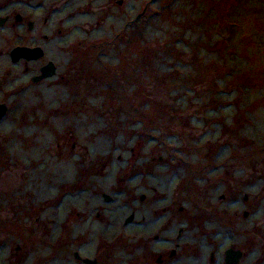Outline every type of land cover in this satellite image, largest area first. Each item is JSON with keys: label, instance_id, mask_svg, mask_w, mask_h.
<instances>
[{"label": "rangeland", "instance_id": "1", "mask_svg": "<svg viewBox=\"0 0 264 264\" xmlns=\"http://www.w3.org/2000/svg\"><path fill=\"white\" fill-rule=\"evenodd\" d=\"M0 8L48 35L39 43L56 72L20 86L0 122V260L157 264L182 230L173 264H213L214 252L223 264L233 229L242 250L258 243L243 264L264 263V0ZM3 36L5 52L23 43ZM140 238L150 248L132 250Z\"/></svg>", "mask_w": 264, "mask_h": 264}, {"label": "flooded vegetation", "instance_id": "2", "mask_svg": "<svg viewBox=\"0 0 264 264\" xmlns=\"http://www.w3.org/2000/svg\"><path fill=\"white\" fill-rule=\"evenodd\" d=\"M46 23V20H45ZM5 29H10L14 32L15 37L21 38L23 43H16L13 45L8 52H5V49L0 50V105H5L7 109L9 107L7 104L12 101L16 102V97L21 94L20 86H22L25 89H29L31 87H35L37 85L44 84L48 79H43L42 76L46 72V69H50L52 67V61L51 60H45L47 57V50L45 47L43 48V44L46 40L49 39L48 35L40 32H36L35 23L30 20V18L26 17L24 14H21L17 11H11L10 8H0V41L3 40V34ZM41 42V43H39ZM24 50H34L38 47L42 48V53L40 56H38L36 53L33 54H26L22 55L18 60L14 61L13 63H10L11 61V51L16 48L17 52H21L22 48ZM17 54L16 56H18ZM7 59L9 61V64L3 66L2 61ZM12 62V61H11ZM12 68H15L18 70L15 71V74H19L21 78L24 76V79L19 82V87L12 90V93H5V91L2 89L5 87V85L11 84V77L13 74ZM4 70V71H3ZM15 79H18V77ZM14 79V80H15ZM1 122V120H0ZM131 218L129 219L128 223H131L135 216L131 215ZM128 225V224H127ZM231 232L236 236L233 240L235 241V245H237L238 248L235 246L232 248L234 251L240 253L239 257L237 258H231L227 259L226 257V251L224 252V258H223V264H243L245 261L250 263V260L248 257L246 258L245 252L251 251L252 247L257 246L254 241L252 243H249V241L245 240V247L244 250L241 249V246L238 245L239 242H242L245 238L244 235H242L239 230L237 232H234L233 229ZM1 233V230H0ZM4 234V233H2ZM150 239V238H149ZM148 238H140L137 239L136 243L131 246L132 250L135 248L144 249L145 247L150 248V245L153 241ZM154 242L157 243L160 241L159 236H154ZM182 240V230L180 231V234L177 236L175 244L176 249H172L171 251H159V254L156 259L157 264H173L174 262L179 261V255L177 254L176 250H182V244L180 241ZM173 240H168L166 243H172ZM247 246L249 250H247ZM6 249V241L5 236H0V258L4 255ZM219 252V251H218ZM217 252V254H218ZM251 254V253H249ZM178 257V258H177ZM261 259V261L264 262V256L258 257ZM13 260V256L10 254V256L7 258V260H0V264H10L13 262H17ZM81 260V259H79ZM217 260L216 253H212L210 256V261L215 264ZM83 262V261H82ZM264 264V263H263Z\"/></svg>", "mask_w": 264, "mask_h": 264}, {"label": "water", "instance_id": "3", "mask_svg": "<svg viewBox=\"0 0 264 264\" xmlns=\"http://www.w3.org/2000/svg\"><path fill=\"white\" fill-rule=\"evenodd\" d=\"M17 54H19V55L16 56ZM12 55H13L14 61H16V60H18L22 55H25V53L20 54V53H18L17 51H14V52L12 53ZM6 111H7V107H6L5 105H4V106H0V119L6 114ZM228 253H230V252H228ZM228 255H229L228 259L234 257V256H231L230 254H228Z\"/></svg>", "mask_w": 264, "mask_h": 264}]
</instances>
